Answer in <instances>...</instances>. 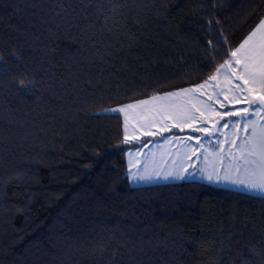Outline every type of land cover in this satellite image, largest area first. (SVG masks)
<instances>
[{
  "label": "trees",
  "instance_id": "obj_1",
  "mask_svg": "<svg viewBox=\"0 0 264 264\" xmlns=\"http://www.w3.org/2000/svg\"><path fill=\"white\" fill-rule=\"evenodd\" d=\"M261 14L264 0H0V264H264V197L132 185L122 117L103 111L202 82Z\"/></svg>",
  "mask_w": 264,
  "mask_h": 264
},
{
  "label": "snow or ice",
  "instance_id": "obj_2",
  "mask_svg": "<svg viewBox=\"0 0 264 264\" xmlns=\"http://www.w3.org/2000/svg\"><path fill=\"white\" fill-rule=\"evenodd\" d=\"M207 23L211 31L213 21ZM221 36L220 46L229 45L223 32ZM206 46L210 53L219 52L211 36ZM210 65L202 82L167 91L156 89L143 98L133 94L130 102L103 110L122 117L120 143L129 146L126 154L133 157L127 168L130 182L183 180L198 174L209 183L223 182L264 194V14L238 44L226 47L219 59L211 55ZM3 71L0 64V73ZM18 86L30 90V82L24 79ZM172 129H189L202 137L164 136ZM158 133L164 144L180 145L175 153L161 152L159 160L156 153L143 151L152 141L141 140L154 138ZM213 136L217 137L215 146L211 145ZM205 142L211 151H200ZM193 157L200 162L199 166L191 163ZM169 164L173 170H165L164 166Z\"/></svg>",
  "mask_w": 264,
  "mask_h": 264
},
{
  "label": "crops",
  "instance_id": "obj_3",
  "mask_svg": "<svg viewBox=\"0 0 264 264\" xmlns=\"http://www.w3.org/2000/svg\"><path fill=\"white\" fill-rule=\"evenodd\" d=\"M175 131H178V132H175ZM173 134L178 135L180 137H187L188 135H198V136L202 137V134H200V133H192L189 129H185L184 132H179V130H177V129H172L171 133H168V132H167V134L164 133V136L173 135ZM158 135L160 136L159 138L152 140V143H150L147 148H144L143 151L144 152L146 151L145 154H149L150 153L147 150L152 146V144L157 145V147H158L157 150H158V154L159 155L161 154V152H165V153L166 152H172V153H175V151L177 150V148L180 145L177 144V143L164 144L163 143V137L159 133L157 134V136ZM144 138H146V137H142L141 140L144 139ZM181 143H183V141ZM188 143H191V144L194 145L195 141H188ZM160 145H162V147H160ZM130 159H133V157H130V156L127 155V161H129ZM140 159H143V157H140ZM159 159H160V157H159ZM168 159L170 161L171 157H168ZM191 163H195L197 166H199L198 160H196L195 157H193V160L191 161ZM167 166L171 167V165L169 164V165H165L164 168H166ZM190 170L193 171V169H190ZM133 171H135V169H133ZM169 179H171V178H169ZM156 180H159V179H156ZM205 183H208V184H211V185H215V186H219V187H222V188H225V189L235 190V191H239V192H243V193H247V194H252V195L264 197V194H261L259 192L247 191V190H245L243 188H238V187H235V186H233L231 184H226V183H223V182L222 183H209L207 181Z\"/></svg>",
  "mask_w": 264,
  "mask_h": 264
},
{
  "label": "rangeland",
  "instance_id": "obj_4",
  "mask_svg": "<svg viewBox=\"0 0 264 264\" xmlns=\"http://www.w3.org/2000/svg\"><path fill=\"white\" fill-rule=\"evenodd\" d=\"M108 113H110V112H108ZM112 114H115V113H112ZM137 135H139V133H137ZM216 140H217V137H215V136H213L211 138V145L212 146H215ZM225 147H227V145H225ZM157 148H158L157 145L152 144V146L147 151H149L150 153H153V152L156 153V159L158 160L159 157H160V155L158 154ZM204 148H208V150L211 151V147L209 146V143H207V142L204 143V147L201 148L200 151L203 152L204 151ZM198 164H200L199 161H198ZM165 170H173V169H172V166L171 167H168L167 166L165 168ZM189 171H192V170L189 169ZM181 181H200V182H207L206 180L200 178L198 176V174H197V175H195L193 177H190V178H187V179H183V180H175V179L164 180V179L160 178L159 180L154 179L152 182L137 181V182H131V183L134 186H144V185H155V184H165V183H176V182H181Z\"/></svg>",
  "mask_w": 264,
  "mask_h": 264
}]
</instances>
